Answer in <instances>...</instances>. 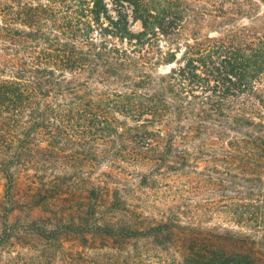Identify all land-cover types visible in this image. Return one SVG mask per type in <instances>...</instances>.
Segmentation results:
<instances>
[{
  "label": "trees",
  "instance_id": "trees-1",
  "mask_svg": "<svg viewBox=\"0 0 264 264\" xmlns=\"http://www.w3.org/2000/svg\"><path fill=\"white\" fill-rule=\"evenodd\" d=\"M0 186V264H264V0H0Z\"/></svg>",
  "mask_w": 264,
  "mask_h": 264
},
{
  "label": "rangeland",
  "instance_id": "rangeland-1",
  "mask_svg": "<svg viewBox=\"0 0 264 264\" xmlns=\"http://www.w3.org/2000/svg\"><path fill=\"white\" fill-rule=\"evenodd\" d=\"M188 1H190L193 5H197V4H203V0H188ZM193 28V26L192 25H190L189 27H188V29L190 30V29H192ZM135 29H136V27H135ZM201 30H202V32H203V26H202V28H201ZM177 56H179V55H177ZM0 190H1V186H0ZM191 198V200H190V202L193 204V205H195V204H197V203H200V204H202L203 203V193L202 194H198V195H193V196H191L190 197ZM224 222L223 221H221L220 219H214L213 220V224H223ZM259 244H264V241H261L260 240V242H258Z\"/></svg>",
  "mask_w": 264,
  "mask_h": 264
}]
</instances>
